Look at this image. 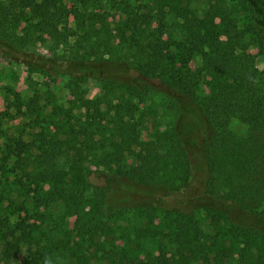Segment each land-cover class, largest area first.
Instances as JSON below:
<instances>
[{
  "label": "trees",
  "instance_id": "1",
  "mask_svg": "<svg viewBox=\"0 0 264 264\" xmlns=\"http://www.w3.org/2000/svg\"><path fill=\"white\" fill-rule=\"evenodd\" d=\"M204 3L198 15L193 0L0 2V48L60 49L49 67L32 57L25 63L64 76L71 96L67 107L47 111L37 94L24 102L15 94L14 114H3L29 121L0 156V175L20 170L15 195L28 197L10 214L16 220L0 216L6 260L26 245L22 264H264V231L231 223L224 212L210 210L211 232L169 209L158 222L149 209L120 223L107 198L120 180L168 196L200 177L208 197L264 216V69L250 52L254 44L264 57V0ZM88 80L99 95L83 110ZM232 119L247 133L230 132ZM93 172L110 184L94 189Z\"/></svg>",
  "mask_w": 264,
  "mask_h": 264
},
{
  "label": "rangeland",
  "instance_id": "2",
  "mask_svg": "<svg viewBox=\"0 0 264 264\" xmlns=\"http://www.w3.org/2000/svg\"><path fill=\"white\" fill-rule=\"evenodd\" d=\"M11 1L0 0L4 4H9ZM35 1L40 3L47 0ZM50 3L51 5L54 4L55 0H50ZM190 8L198 15L202 14L205 9L204 0H193ZM238 17L244 20L242 14L239 13ZM178 20H181L179 15ZM20 28L21 25L17 29V34H20ZM17 49L19 52L10 54L0 48V156L4 150L3 144L8 138L19 137L20 129L22 128L28 132V120L24 121L21 117H16L15 119L5 118L3 115L4 112L14 114L15 108L12 102L15 100V94L19 96L22 102L26 98L37 94L39 96V104L45 106L47 111H50L52 105L67 107L71 99L66 88L67 79L64 76L58 74L56 77H49L47 74L37 70L33 65L25 63L27 57H32L34 61H40L45 66H48L51 62L60 61V58H62L60 49L54 48L47 42L39 43L29 48L19 47ZM250 52L254 56L255 66L259 70H263L264 57L260 50L252 44ZM199 65L200 57L195 56L188 67L195 71ZM206 89L204 85L201 86L202 95L204 96L207 94ZM82 93L81 108L84 110L89 103L95 101L98 97V83L93 80L85 81L82 84ZM228 129L237 135H244L248 131V126L238 119H232ZM26 134L24 138L29 140ZM258 136L264 141V130L259 132ZM196 162H200L199 158H197ZM131 163L132 161L129 162V164ZM12 166L13 162L9 163L7 168L11 169ZM197 179H200V177H197L195 182L191 183L185 192L165 196L159 189L146 188L126 180L110 184L107 174L93 172L89 176V181L94 189H105L110 184L107 198L109 204L118 212L120 223L135 220L137 216H140L138 212L149 209L152 211V216L155 217L156 222H158L163 211L169 209L192 214L201 223L204 230L211 232L209 213L210 210L214 209L224 212L231 223L238 224L242 228H255L264 231V216H255L241 211L237 207L224 202L221 197H208L204 194V190H200ZM20 180L24 179L22 172L18 169L0 175V216L9 218L10 221L16 220L17 215L13 217L10 215L13 213L15 206L20 205L23 200H28L25 192L15 195L18 190L16 183ZM10 199L15 201V205L10 204ZM141 218L143 220L145 217L141 216ZM74 220V217L66 218V226L71 229ZM2 253L0 246V264H22L26 261L29 251L26 245H20L11 253L10 258L7 260Z\"/></svg>",
  "mask_w": 264,
  "mask_h": 264
}]
</instances>
